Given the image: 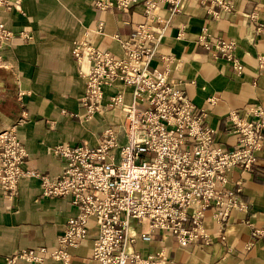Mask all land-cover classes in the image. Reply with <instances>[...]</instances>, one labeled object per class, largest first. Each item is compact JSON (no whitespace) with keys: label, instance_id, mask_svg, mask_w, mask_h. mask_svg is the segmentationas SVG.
I'll return each instance as SVG.
<instances>
[{"label":"built area","instance_id":"built-area-1","mask_svg":"<svg viewBox=\"0 0 264 264\" xmlns=\"http://www.w3.org/2000/svg\"><path fill=\"white\" fill-rule=\"evenodd\" d=\"M190 1L95 2L101 11H127L138 5L145 21L130 37H114L123 51L121 57L85 41L75 44V59L81 65L87 63L88 69L83 72L87 88L81 99L86 112L74 117L90 120L97 113L117 110L124 122L119 129L107 127L95 147L85 142L52 147L51 154L63 165L57 179L25 170L28 153L17 133H0V191L8 209L15 208L12 203L19 194L20 181L37 178L43 196L70 198L77 210L55 248L20 250L6 259L7 264H42L48 258L69 264V249L85 241L92 227L97 229L93 259L99 264H165V251L142 254L135 248L137 242L150 243L155 233L164 232L182 248L196 243L210 245L212 239L204 226L207 211L215 210L213 219L226 227L233 211L249 209L239 185L229 187V175L235 169L251 171L257 163V154L264 146V105H251L242 116L237 111L229 113L239 144L233 151H225L215 144L216 133L208 124L207 111L170 81L171 61L164 71L151 69L170 24L160 14L161 8L174 15ZM236 1L200 0V4L215 7L210 14L219 19L223 12L234 10ZM15 2L0 0V49L15 36L1 21V13L11 10ZM103 31L104 23L100 22L97 32ZM21 37L30 40L27 35ZM198 43L211 58L227 59L238 74L242 73L243 65L234 56L235 41L214 40L208 29H203ZM258 63L264 68V54L258 55ZM119 85L132 89L131 102L126 101L125 90ZM111 88L116 92L108 96L106 90ZM23 94L20 92L19 98Z\"/></svg>","mask_w":264,"mask_h":264},{"label":"crops","instance_id":"crops-1","mask_svg":"<svg viewBox=\"0 0 264 264\" xmlns=\"http://www.w3.org/2000/svg\"><path fill=\"white\" fill-rule=\"evenodd\" d=\"M96 1L14 0V7L1 13V21L15 36L0 49V133L14 130L28 153L23 168L51 180L60 176L63 166L51 154L52 147L84 142L95 147L107 127L119 129L124 122L117 110L97 113L90 120L74 117L86 112L81 99L87 88L83 72L88 69L87 63L81 65L75 59V44L85 41L121 57L123 51L114 37H130L145 21L138 5L127 11H101ZM211 10L215 7L206 8L200 0H191L174 15L161 8L160 14L170 24L151 69L164 71L170 60V81L207 111L215 144L233 151L239 136L229 113L237 111L242 116L249 106L264 105V68L258 63V55L264 54V0H237L234 10L223 12L219 19ZM100 22L103 33L97 32ZM203 29L214 40L235 41L241 74L227 59L211 58L198 43ZM119 86L131 102L132 89ZM20 92L24 93L21 98ZM106 92L111 96L116 89ZM213 97L217 100L211 104ZM121 140L125 142L123 132ZM229 180V187L239 185L242 200L250 206L247 211H233L226 227L213 219L215 210L207 211L204 226L212 239L210 245L182 248L171 235L157 232L150 243L139 240L135 248L142 254L165 251V264H264V146L251 171L235 169ZM18 191L13 210L0 191V264H7L6 259L20 250L55 248L67 221L77 215L70 198L43 196L37 178L21 180ZM96 234L92 227L85 241L69 249V264H99L93 259ZM42 264L64 263L48 258Z\"/></svg>","mask_w":264,"mask_h":264}]
</instances>
